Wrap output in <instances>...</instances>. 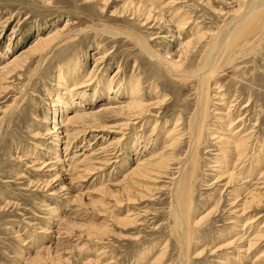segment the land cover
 Wrapping results in <instances>:
<instances>
[{"label":"rangeland","instance_id":"374dc122","mask_svg":"<svg viewBox=\"0 0 264 264\" xmlns=\"http://www.w3.org/2000/svg\"><path fill=\"white\" fill-rule=\"evenodd\" d=\"M186 55L192 76L178 77L170 63ZM132 84L148 104L133 125L121 112ZM207 92L209 129L198 141ZM223 98L249 136L243 163L234 151L227 159L231 183L210 134L222 132ZM65 113L91 116L74 127ZM171 152L156 179H124ZM263 154L264 0H0V264H264V199L247 226L232 207L241 186L264 194ZM188 176L191 217L204 218L187 243L178 191ZM241 229L243 242L222 247Z\"/></svg>","mask_w":264,"mask_h":264},{"label":"bare ground","instance_id":"6f19581e","mask_svg":"<svg viewBox=\"0 0 264 264\" xmlns=\"http://www.w3.org/2000/svg\"><path fill=\"white\" fill-rule=\"evenodd\" d=\"M146 7H147L146 3H139L138 4V11L139 10H142L143 8L145 10ZM145 12L147 13V11H145ZM149 13H148L147 19L149 18V15H150ZM177 14L179 15V13H177ZM261 14H262L261 11H255L254 13H252L251 15H249V18H248L247 22L250 24L249 32L251 34H252V32H255L256 31V29L255 28H251V26H255V25L259 26L258 19L260 18ZM53 38H54L53 36L52 37L49 36L47 38H42L40 40V42L38 43L37 47H36V48H39L38 51L43 50V52H45V50L50 47ZM244 39H247V38H244ZM235 45L236 44L232 45V47L235 46ZM35 52H37V49H36ZM43 52H41V53H43ZM186 58H187V55H186L185 59ZM188 59L189 58H187V60H185V61H181V63H177V62L170 63V65H171L170 68L175 71L176 76H178V77H181V76H188V77H190V76H192V75H190V70L187 69V68H189ZM211 68H213V66ZM210 73H212V71ZM210 73H209V75H210ZM208 78H211V77H208ZM212 78H213V76H212ZM209 83H207V84H209ZM214 88H215V92H217L216 95L221 97L222 94H221V92H219L217 90L218 88L217 89H216V87H214ZM112 89H113L112 84H109V86H108L109 92H111ZM207 89H208V87H207ZM70 94H71L70 95L71 98L72 97H76L77 95H81L79 93L76 94V92L75 93H70ZM129 94H131V100L128 102V104H126L125 106H123V108L121 109V112L127 111L130 114L128 120H129V122L130 121H133V123L130 122L131 125H133V124H136L139 121L140 122L143 121L142 119H143L144 113L147 110L148 104L146 102H144L143 99H142V97H141V95H139L138 85L137 84L136 85H133L132 86V89L130 88ZM204 95L205 96L203 97L204 98L203 99V106H201L200 109L198 108L199 110H201V111L198 110L199 111L198 113H200V114L198 116L199 117V119H198V126L196 127L197 128L196 129V133H197V135L199 137V140L197 139L198 141H200L202 139V137H204V134H205V133L203 134L204 130H207L208 131V129H209V122H210L209 117L211 116L210 115L211 108H209L211 106H210L209 103H210L211 98H214L208 92L205 93ZM221 100H223V101H221V104L223 106L222 108L225 109V110H227V111H225L226 113L224 112L225 114H222V112H219L218 113V118L221 120L220 122H221V125H222L221 126L222 127V132L220 131L221 133H218L217 136L214 135V134H216V132H214V131L213 132H210V134H211L212 137H214V139L218 140V142H219L218 146L220 145L219 146L220 147L219 149L223 153V157L220 155V158L222 157V159H219L218 158L220 160L219 163H221L218 166L219 169L221 168L220 169L221 174H222V175H220L221 176V179H224V181L227 180L228 183H231L237 177H236V174H235V172L233 170L230 171L229 169H226L227 168V165L230 164V161H227V159H228L230 153H232L234 151L238 155V157L236 158V161H235V165H238L239 166V165H241L243 163V159L246 156V152L249 149V136L247 134H244L243 126H242L243 124H241V123L239 124V121H241V119L239 120V118H236V116L233 115V113H236V110L235 109H232V106H227V103H226L227 101H225L224 98L221 99ZM212 105H214V104H212ZM214 111H215V109H214ZM93 113H96V112H93ZM65 114H66V119L63 121V122H65V125L66 124H71L74 127H78V126H76L77 124L81 123L82 120H85L86 117L91 116V113H83V114L78 113V114L71 115V116L68 113H65ZM233 116H235V117H233ZM178 121L179 120L177 118V122ZM238 124L240 125V128H239ZM126 125H128V124H126ZM66 129H65V131H68ZM171 131L176 132L177 131V126H174ZM171 131L168 134L169 137H170V139L168 141H166L167 143H170V144H167V147L175 148V146L178 145L177 143L179 142L180 137L179 138L176 137L177 134H175V135L173 134L172 135L171 134L172 133ZM195 138H197V137H195ZM215 142H217V141H215ZM174 155H175V152L174 153L173 152H171V153H164L158 159H152V160H148V161H144L143 160L144 162H141L136 167H134V169H132L125 176L124 179L125 180L126 179H129L130 180L132 174H135L136 176H139L141 178L156 179V177H159L160 173H162L163 170H166V168L168 167V165L170 167L172 161L176 157ZM263 156H264V154H263ZM229 159H231V158H229ZM259 159L260 160H263L261 158H259ZM193 160H194V158H193ZM260 160H258V161H260ZM258 161H257V164H258ZM97 168L98 167H94V165L92 166V168L89 167V169H93V170H98ZM234 170H236V169H234ZM188 178L189 179H187V177H182V179L179 180L180 186H179V191H178V193H179V200H180V203H181V211L183 213V223L186 222L185 223V225H186L185 229H186V239H187V243L192 238V233H193V228H194L193 227V224L195 222H197V221H199V220H201V219L204 218V217H200L197 221L194 222L195 219L191 217V213H190V210H189L190 207H188L189 205H187L188 198H189V196L191 194L190 176H188ZM121 191L122 190L118 191L117 194H121ZM111 195L114 196V194H111ZM236 198L237 199L232 203V207L236 210V212L238 213L237 215H239V219H240V220H237L236 223H238V225L241 223L242 226H245L246 223H247L245 221H247L249 219V217L244 218V216L247 215V213H248V209L252 207V204L254 202H258V203L261 202L262 199H264V194H262L259 191V189L257 188V189L254 190V192L251 193V195H248V196L246 194L243 195L242 186H241L240 188L237 189ZM128 200H130V199H128ZM101 203H103L102 200H101ZM128 216H126V217H116L115 220L116 221H120V222H127L128 223L129 221H132V219H130ZM250 222L251 221H249L248 223H250ZM245 228L246 227H244L243 229H245ZM243 229H241L239 231L236 230L238 232L235 233V235L237 237L234 239V241L227 242L222 247H232L233 244L234 243H237L238 241L239 242H243L244 241V238L242 236L244 235V232H242V231H245ZM238 234H241V235H238ZM257 239H258V236L255 237V238L250 239V241H249L250 242L249 247L248 248H245L243 250H240V251H244V252L250 251V249L252 247H254V245H256L255 240H257ZM236 248L237 249H242L243 246H238V247L236 246ZM159 260H160V257H158L153 264H159L160 263Z\"/></svg>","mask_w":264,"mask_h":264}]
</instances>
